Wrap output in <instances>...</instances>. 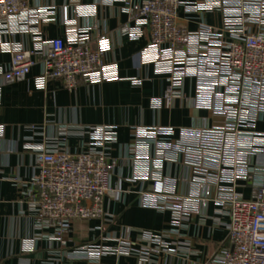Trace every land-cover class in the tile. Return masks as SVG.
Wrapping results in <instances>:
<instances>
[{
	"label": "built area",
	"instance_id": "obj_1",
	"mask_svg": "<svg viewBox=\"0 0 264 264\" xmlns=\"http://www.w3.org/2000/svg\"><path fill=\"white\" fill-rule=\"evenodd\" d=\"M117 1L129 18L119 33L139 40L147 32L149 43L139 52L140 62L152 64L169 81L164 95L152 100L153 107L171 106L186 78L196 77L211 88L200 94L199 105L222 116L223 122L180 128L178 136L173 126L132 127L125 149L134 170L131 180L141 183L139 204L171 212L169 229L144 232L142 240L147 244L139 248L129 238L110 234L103 240L112 244L68 246L74 220L100 219L104 230L112 222L104 200L117 191L112 177L119 159L111 155L118 142L117 126H85V137L75 147L70 144L68 124L28 126L29 131L41 133L42 140L31 136L23 144L35 154V165L32 176L19 183L39 231L26 250H36L35 242L45 240L57 254L88 264H100L101 257L110 254L133 255L137 264H148L155 254L177 253L178 243L166 238L180 235L193 216H206L213 203L227 239L203 264H264V132L257 130L264 117V0ZM31 2L0 0V34L24 32L33 39V46L26 48L3 41L0 35L2 48L12 54L9 64L0 67V102L2 86L25 80L37 64L41 71L36 85L42 89L49 80H59L72 91L82 83L121 79L116 60L107 57L114 47L112 36L76 23L92 8L69 0L62 7L65 36L45 38L41 24L56 20V6L36 2L34 7ZM181 10L198 18L197 29L179 22ZM207 13H220L221 24L206 22ZM5 132L6 125L0 124V138ZM166 163L181 164L184 174H165ZM240 181L250 185L249 196L238 191ZM181 185L189 186L188 191H181Z\"/></svg>",
	"mask_w": 264,
	"mask_h": 264
},
{
	"label": "crops",
	"instance_id": "obj_2",
	"mask_svg": "<svg viewBox=\"0 0 264 264\" xmlns=\"http://www.w3.org/2000/svg\"><path fill=\"white\" fill-rule=\"evenodd\" d=\"M56 6V20L41 24L45 38L63 37L66 26L62 21V7L69 0H32L35 7ZM92 11L77 19V24L94 26V33L107 32L112 36L113 50L109 60H116L121 79L99 84L82 83L76 90H68L59 80H49L46 88L36 85L41 68L37 64L25 80L3 85L0 102V124L6 125L5 136L0 138V264H88L84 259H68L57 254L45 240H37L36 250L28 251L32 240L38 236L35 214L29 210L22 196L20 181L28 180L34 171L35 154L23 147L24 142L34 136L41 141V133H33L30 125L68 124L71 127L72 147L85 137V126L113 124L117 126L118 142L112 145L111 155L119 159V166L112 177L113 187L120 197L107 196L104 206L112 214V222L103 229L100 219L74 220L68 234V246L77 247L92 243H105L103 238L110 234L123 236L136 242V247L146 245L144 232L162 233L169 229L171 212L160 211L139 204L138 191L141 183L132 181L134 170L125 149L131 142L133 126L161 124L173 126L179 135L180 128L210 127L223 122V117L213 110L201 107L200 94L209 93L210 87L196 77L184 81L180 95L174 103L154 108L152 100L164 95L169 81L166 75L155 71L154 66L142 64L139 52L149 43L146 34L139 40H130L119 33L122 25L129 22L128 14L122 11V2L117 0H80ZM206 22L219 26L220 13H207ZM179 22L191 30L198 27V18L181 10ZM3 41L21 43L26 48L33 46L32 34L16 32L0 34ZM12 59L10 51L0 44V67H6ZM132 78L142 80L140 84ZM208 99V97L206 98ZM205 100V99H204ZM204 104V103H203ZM257 130L264 132V117L258 121ZM165 174L181 176V164H165ZM149 187V183H145ZM179 189L188 191L189 186ZM238 191L245 196L251 193L246 181L238 183ZM211 203L207 215L193 216L185 222L180 235L169 236L168 241L177 242L180 250L175 254H155L148 264H203L226 242L227 230L219 224ZM227 221L226 217L221 218ZM107 244L113 241L108 240ZM100 264H137L133 255H105Z\"/></svg>",
	"mask_w": 264,
	"mask_h": 264
}]
</instances>
